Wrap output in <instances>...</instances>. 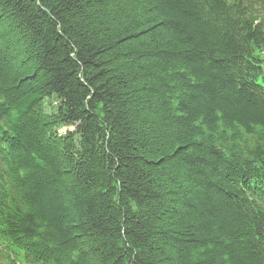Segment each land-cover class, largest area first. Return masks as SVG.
<instances>
[{
    "label": "trees",
    "instance_id": "obj_1",
    "mask_svg": "<svg viewBox=\"0 0 264 264\" xmlns=\"http://www.w3.org/2000/svg\"><path fill=\"white\" fill-rule=\"evenodd\" d=\"M254 1L0 0V239L16 259L264 264Z\"/></svg>",
    "mask_w": 264,
    "mask_h": 264
},
{
    "label": "rangeland",
    "instance_id": "obj_2",
    "mask_svg": "<svg viewBox=\"0 0 264 264\" xmlns=\"http://www.w3.org/2000/svg\"><path fill=\"white\" fill-rule=\"evenodd\" d=\"M69 130H73V128H68V129L66 128V129H64V130L62 131V133H63V132H66V131H69Z\"/></svg>",
    "mask_w": 264,
    "mask_h": 264
}]
</instances>
